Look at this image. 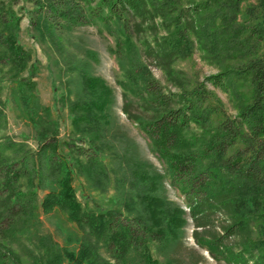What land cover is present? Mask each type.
Listing matches in <instances>:
<instances>
[{
	"label": "trees",
	"instance_id": "1",
	"mask_svg": "<svg viewBox=\"0 0 264 264\" xmlns=\"http://www.w3.org/2000/svg\"><path fill=\"white\" fill-rule=\"evenodd\" d=\"M23 1L31 8L22 4L18 13L13 5L19 0L0 1V64L26 71L16 79L13 97L34 123L38 140L36 150L19 160H6L0 152V264H31L10 247L14 235L40 225V210L54 209L77 227L80 241L74 252L58 248L50 236H35L42 243V264L65 259L72 264H159L149 242L158 252H171L170 264L183 262L175 254L186 211L167 200L163 174L139 160L126 138L119 137L121 152L115 153L114 164L121 170L115 178L121 189L114 196L117 207H82L73 187L75 167L91 186L106 190L109 176L99 157L110 144L106 134L117 138L118 133L110 131L112 90L102 77L77 70L76 95L68 108L79 134L74 139L87 148H77L74 152L84 159L74 160L63 151L73 149L71 141L59 137L63 118L58 110L54 120L48 107L46 119L39 112L33 80L38 62L28 64L30 51L19 41L22 14L54 45L62 30L94 19L119 28L129 24L137 33L144 25L156 29L154 20L160 19L165 34L153 40L155 62L177 89L164 90L143 63L131 59L121 85L141 102L133 103L124 92L122 111L139 122L170 185L184 197L196 244L226 264H264V0ZM191 34L205 57L219 64L216 73L193 85L170 67L176 56L192 51ZM209 85L231 95L233 115ZM21 176L30 185L25 192L18 183Z\"/></svg>",
	"mask_w": 264,
	"mask_h": 264
},
{
	"label": "rangeland",
	"instance_id": "2",
	"mask_svg": "<svg viewBox=\"0 0 264 264\" xmlns=\"http://www.w3.org/2000/svg\"><path fill=\"white\" fill-rule=\"evenodd\" d=\"M9 1V0H0ZM250 0L249 3H253ZM25 5L31 8V5L23 0L14 4V10L20 12L19 7ZM248 4H242L243 7ZM22 13V12H21ZM240 20L244 19L243 14ZM156 29L144 25L141 32L133 30L131 25L119 28L115 23L106 24L99 19L92 22L72 28L65 29L58 33L57 44H53L48 37L42 39L37 31L32 29L26 17L22 14L20 21L19 41L30 51V61L36 60L38 69L33 77L36 82V93L40 104L39 112L46 119L44 107L50 109V119L56 118V111L62 116L59 127V137L66 141H71V151L64 147L63 151L71 153L74 160H82L74 152L77 148H87V144L75 141L79 136L75 134L69 115L68 104L76 95L78 84L77 70L83 69L87 73L102 77L112 90V103L109 108L112 133H117V138L107 133L105 139L109 141V147L104 149L99 159L106 166L108 172V181L105 183L106 190L101 191L91 186L86 180L84 174L75 167L73 172V187L75 188L78 200L84 209H93L94 203L98 206L108 209L116 208L114 196L121 191L116 186L115 178L120 175L114 161L115 153L120 154L119 137L126 138L133 145L137 158L146 161L153 166L160 174L164 176V191L167 200L172 201L186 211V223L182 229V245L175 254L180 259V264H226L223 260L213 259L208 252L200 248L192 236L194 229L193 221L189 216L184 197L179 190L170 185L169 174L163 164L152 154L149 149L148 140L137 121L130 120L122 111L123 94L128 95L129 99L135 104H140L141 100L131 92L122 87L126 81L125 69L129 67V61L136 59L143 63L152 73L153 78L165 89L176 91V86L168 80L163 65L156 61L154 56V38L162 37L165 34L160 24V19L155 18ZM194 40L192 51L187 55H178L170 63L173 70L180 72L187 84L193 85L209 74L216 73L219 64L205 57ZM118 49V53L115 50ZM119 54V57L117 56ZM234 61V59H231ZM229 60V61H231ZM121 63V65H120ZM122 66V67H121ZM26 71L17 72L9 65L0 64V152L6 157V160H19L25 154L31 153L37 148L38 134L37 129L24 111V106L19 105L13 97V88L18 77H22ZM188 86V85H187ZM222 102L224 109L229 114L235 113V103L231 95L218 87L207 86ZM57 97L59 98L57 100ZM120 133V136L118 135ZM125 140V141H126ZM88 150H85L86 154ZM22 191L30 189V185L25 176L18 180ZM43 192L39 193L41 198ZM88 196L87 199L83 198ZM40 225L30 229L28 232H18L14 235L11 248L23 256L25 260L35 264L43 263L42 243L35 236H50L58 248L62 250L77 251L80 232L77 227L67 220L66 214L58 209L44 214L39 212ZM151 256L159 264H170L168 258L172 257L171 252L162 253L156 250V244H148ZM196 261V262H195ZM194 262V263H193ZM63 264H72L64 260Z\"/></svg>",
	"mask_w": 264,
	"mask_h": 264
}]
</instances>
